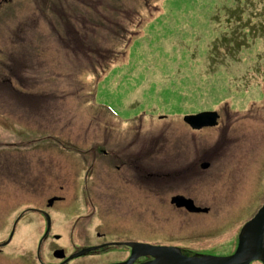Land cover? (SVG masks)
<instances>
[{
    "label": "rangeland",
    "instance_id": "374dc122",
    "mask_svg": "<svg viewBox=\"0 0 264 264\" xmlns=\"http://www.w3.org/2000/svg\"><path fill=\"white\" fill-rule=\"evenodd\" d=\"M201 110L216 111L217 125L190 129L182 116ZM0 147L21 148L35 164H66L82 184L86 174L95 186L89 175L98 173L144 186L145 203L128 196L125 207L139 223L107 238L225 253L233 228L264 198V0H2ZM190 164L187 184L179 170ZM174 192L207 211L170 206ZM2 209L0 240L8 235ZM51 217V228L63 229L57 244L79 241L61 215ZM30 218L32 232L12 234L0 264H28L13 255L34 253L43 223Z\"/></svg>",
    "mask_w": 264,
    "mask_h": 264
},
{
    "label": "flooded vegetation",
    "instance_id": "af4514ba",
    "mask_svg": "<svg viewBox=\"0 0 264 264\" xmlns=\"http://www.w3.org/2000/svg\"><path fill=\"white\" fill-rule=\"evenodd\" d=\"M1 1L2 0H0V3ZM186 150V154L191 152L190 147H187ZM96 154H98V152H94L90 154V156L96 158ZM61 165L62 166H55L49 163L46 165L35 164L33 162V155H27L21 148L0 147V209L3 207L1 222L8 224V235L6 238L0 240V251H2L4 245L10 241L12 234L15 232L17 233L20 228H25L32 232L33 220H31L30 216L37 215L41 217L43 226L38 236V238H40L34 242V253L29 246L30 250H19V252H15L13 255L19 257L25 263L34 264L35 261L37 264H67L72 260L73 262H77V258L81 256V254L84 255L86 252L100 251L106 253L110 248L111 251L113 249H118L119 252L114 253L113 257L110 259H105L104 256L98 257L94 260L96 262L93 261L91 264L125 260L130 254V246L126 242H143L144 240L141 238L122 239L118 236L107 238L106 234L107 232H111L110 230H119L124 226L126 227V225L131 222L136 227L135 223L136 221L139 223V218L131 219L125 211V207H128L131 201L128 199V196L135 199L137 204L141 202L145 203V187L143 186L141 188L138 184H132L130 180L128 181L126 179H121L126 182L117 180V182L111 181L110 183L109 180L103 178L102 174L98 173H94L95 175L93 176L89 175V182L95 183V186L88 183L86 174L84 184H82V181L76 177L77 173L74 172V169L69 170L67 169L68 166H64L66 164ZM92 167L93 162L85 165V169H92ZM194 171L196 170L190 164L183 170H179V174L186 178V183L188 184L190 182L188 177L192 175ZM145 176L146 175H143L142 177L143 181L146 178ZM130 185H133L135 188L130 187ZM136 187H140V189H142L141 192ZM174 193L182 194V192ZM172 195L173 193L169 194V196ZM50 198H52V200L48 203ZM194 203L197 204L195 201ZM81 205L88 208L90 206V208L84 214L76 212ZM170 206H174V208L186 213L203 212L188 211L182 206H175V204L171 202ZM255 210L252 211L244 221L251 217ZM52 213L61 215L62 222L65 224L64 228L67 230V236L71 239L73 235L75 239H79L77 243H71L70 241L67 242V244L56 243V240L62 235L61 232L63 229L56 231L51 228ZM85 215H88V217H85ZM103 215L106 216V219ZM91 217L99 218V221L97 222L96 219L93 227L85 226L83 219ZM217 218L219 219V224H223V217L219 215ZM104 221L107 227L103 225ZM244 221L240 223L239 227L233 228L234 238L232 245H229V249L222 254H229L234 250L238 241L239 229ZM87 235H92V239H89ZM42 241L44 243L42 248L46 250V258L48 259V261L43 262L37 259ZM93 245L94 247L88 251L66 260V256L70 253ZM104 248H106V250H103ZM24 251H30V255H24ZM53 253H59V255L54 258L55 256ZM150 258L151 257L147 255H140L137 256L132 263L142 262ZM252 263L264 264V255L262 259L255 258L247 262V264Z\"/></svg>",
    "mask_w": 264,
    "mask_h": 264
},
{
    "label": "water",
    "instance_id": "95a60500",
    "mask_svg": "<svg viewBox=\"0 0 264 264\" xmlns=\"http://www.w3.org/2000/svg\"><path fill=\"white\" fill-rule=\"evenodd\" d=\"M216 118L217 112L214 110H201L182 116V119L192 128L215 125L217 123ZM207 164L204 161L200 166L206 167ZM170 202L176 206H183L188 211L207 210V206L196 205L190 197H185L180 193L172 195ZM126 243L130 246V254L125 260L103 264H247L252 259H262L264 255V200L255 213L241 225L236 247L229 254H185L181 252V249L177 245L150 244L137 241ZM88 248L91 247L76 251L67 256V258L84 252ZM58 255L59 253L54 254V256ZM140 255H149L151 258L142 262L132 263Z\"/></svg>",
    "mask_w": 264,
    "mask_h": 264
},
{
    "label": "trees",
    "instance_id": "16d2710c",
    "mask_svg": "<svg viewBox=\"0 0 264 264\" xmlns=\"http://www.w3.org/2000/svg\"><path fill=\"white\" fill-rule=\"evenodd\" d=\"M221 39V37H219V40ZM236 47H238L239 46V44H234ZM190 253V252H189Z\"/></svg>",
    "mask_w": 264,
    "mask_h": 264
}]
</instances>
